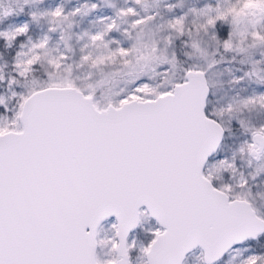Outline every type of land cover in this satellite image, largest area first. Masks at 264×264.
<instances>
[{
	"label": "snow or ice",
	"instance_id": "obj_1",
	"mask_svg": "<svg viewBox=\"0 0 264 264\" xmlns=\"http://www.w3.org/2000/svg\"><path fill=\"white\" fill-rule=\"evenodd\" d=\"M44 2L0 4V264H264V0Z\"/></svg>",
	"mask_w": 264,
	"mask_h": 264
},
{
	"label": "rangeland",
	"instance_id": "obj_2",
	"mask_svg": "<svg viewBox=\"0 0 264 264\" xmlns=\"http://www.w3.org/2000/svg\"><path fill=\"white\" fill-rule=\"evenodd\" d=\"M9 1V0H7ZM17 3V0L15 1ZM84 0H45V2L43 4H38V5H33L32 10H35L36 8H39L41 10L45 9V8H54L57 5L63 4L64 7L66 9H72L76 6H78L80 3H83ZM110 3H115L118 7H122L125 5V0H109ZM148 2L151 4L153 3V0H148ZM169 2L173 3L176 5L173 13H169L166 11L165 7H164V3L162 0V3L160 5V12L161 15L163 17L164 20L168 19L169 16L171 15H181L184 12H187L190 8L196 7L199 8L201 7L204 3L205 0H169ZM112 9L110 7H108L107 4H102L97 11L93 12L92 14L85 16V17H77L76 20L78 22V27H74L73 31L74 32H80L83 29H89L92 31L98 30L99 28L102 27V25H100L98 23V19L102 16H106V15H111L112 14ZM27 18L23 17L20 20H25ZM13 22V20L11 21H7L6 23H11ZM161 23L163 21H160ZM47 28V24L46 21L41 20L39 24L34 25L33 26V34L35 35H39L40 32L42 30H46ZM114 36H116L117 38H119V35L114 33ZM73 43H75V39H73ZM12 55L9 51L4 53L3 58H0V64H3L6 60L10 61ZM228 75L225 73L222 77H220L219 79L224 81V87L223 88H219V91L221 94L227 92L229 95L234 94V91L230 89V87L227 85L226 81L228 80ZM219 87V86H218ZM247 87V93L244 94H250L253 90V88H255V85H246ZM239 89H236V91H238ZM0 95H4L5 98L7 99V97L10 95V93L7 91V89H0ZM255 191L261 193L262 196H264V188H259L256 189ZM258 200H260V197H258ZM264 202V201H261ZM114 218H109V220L104 222V225L102 226L101 229V234H109L110 232H108V227L110 225V223L113 221ZM141 225H146L148 226V228L154 227L155 226V221L154 220H149V219H144L142 221ZM143 228V227H142ZM136 229L134 230L131 235H130V240L131 239H135L137 241V244H142V243H147V237L145 235V232L143 229ZM257 250H260L259 245L256 246ZM133 258L135 259V257L138 255V251H134L132 253ZM199 256V250H196L193 254H191L187 261L186 264H197V257Z\"/></svg>",
	"mask_w": 264,
	"mask_h": 264
},
{
	"label": "trees",
	"instance_id": "obj_3",
	"mask_svg": "<svg viewBox=\"0 0 264 264\" xmlns=\"http://www.w3.org/2000/svg\"><path fill=\"white\" fill-rule=\"evenodd\" d=\"M16 0H9V1H7V0H0V4H4L5 6H8L9 4L10 5H12L13 7H16L17 6V3L15 2ZM26 12H27V9L25 10ZM23 17H25V18H28L27 17V15H23V16H21V17H14V18H11L9 21H11V20H16V19H22ZM9 52L13 55L14 54V52H15V50L13 49V50H9ZM143 227V228H142ZM143 229L144 230V232H145V235H146V237H147V241H149L150 239H151V236H150V234L148 233V229H150V228H148V226H144V225H141L140 227H138V229L140 230V229Z\"/></svg>",
	"mask_w": 264,
	"mask_h": 264
},
{
	"label": "water",
	"instance_id": "obj_4",
	"mask_svg": "<svg viewBox=\"0 0 264 264\" xmlns=\"http://www.w3.org/2000/svg\"><path fill=\"white\" fill-rule=\"evenodd\" d=\"M131 235V234H130ZM130 238V237H129Z\"/></svg>",
	"mask_w": 264,
	"mask_h": 264
}]
</instances>
